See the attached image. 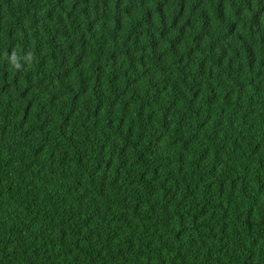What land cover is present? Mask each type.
<instances>
[{"label": "trees", "instance_id": "16d2710c", "mask_svg": "<svg viewBox=\"0 0 264 264\" xmlns=\"http://www.w3.org/2000/svg\"><path fill=\"white\" fill-rule=\"evenodd\" d=\"M0 264H264V0H0Z\"/></svg>", "mask_w": 264, "mask_h": 264}, {"label": "clouds", "instance_id": "9594fccd", "mask_svg": "<svg viewBox=\"0 0 264 264\" xmlns=\"http://www.w3.org/2000/svg\"><path fill=\"white\" fill-rule=\"evenodd\" d=\"M12 63L15 64V66H16L17 68L20 67L19 63H18L17 60H16L15 55H13V57H12Z\"/></svg>", "mask_w": 264, "mask_h": 264}]
</instances>
